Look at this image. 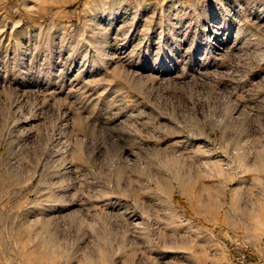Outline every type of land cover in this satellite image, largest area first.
Segmentation results:
<instances>
[{
    "label": "rangeland",
    "instance_id": "1",
    "mask_svg": "<svg viewBox=\"0 0 264 264\" xmlns=\"http://www.w3.org/2000/svg\"><path fill=\"white\" fill-rule=\"evenodd\" d=\"M0 264H264V0H0Z\"/></svg>",
    "mask_w": 264,
    "mask_h": 264
}]
</instances>
